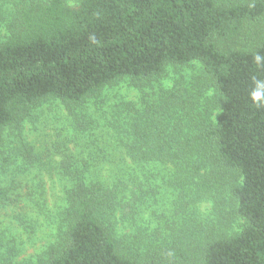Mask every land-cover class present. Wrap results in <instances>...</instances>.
<instances>
[{"label":"trees","instance_id":"1","mask_svg":"<svg viewBox=\"0 0 264 264\" xmlns=\"http://www.w3.org/2000/svg\"><path fill=\"white\" fill-rule=\"evenodd\" d=\"M6 33L0 40L1 163L12 144L6 133L21 134L40 102L57 100L72 111L121 80L140 89L152 84L167 67L199 64L218 110L215 118L208 109L203 114L198 105L205 104L177 84L161 96L158 112L137 113L127 134L122 127L105 130L100 137L113 140L105 147L89 130L77 132L87 138L78 152L88 158L66 156L53 167L63 189V231L38 264H264V105L249 95L253 78L264 79V67L254 62L256 54L264 57V0H79L76 7L28 0ZM170 173L175 189L190 184L192 198L214 199L219 209L227 195L242 221L239 231H199L193 247L192 229L174 224L161 252L126 245L114 221L141 215L153 179L165 182ZM14 176L9 186H16ZM7 201L0 188V204ZM7 241H0L4 258Z\"/></svg>","mask_w":264,"mask_h":264},{"label":"rangeland","instance_id":"2","mask_svg":"<svg viewBox=\"0 0 264 264\" xmlns=\"http://www.w3.org/2000/svg\"><path fill=\"white\" fill-rule=\"evenodd\" d=\"M25 1L28 0H0L1 41L8 34L6 29L16 22L17 12ZM231 1L240 3L246 0ZM65 2L70 7H76L79 0ZM177 84L197 95L198 101L205 104L206 107L198 105L203 114H207L208 109L212 118L218 115L214 93L197 63L180 68L167 67L158 81L143 85L141 89L133 87L128 80H121L72 111L53 99L32 107L22 133L16 131L14 138L7 136V133L5 135L6 143L12 141V144L7 146L9 149L6 148L4 152L6 158L0 162V188L5 190L8 198L6 203L0 204V241L8 238L4 249L7 256H0V261L38 264L39 259L45 257L44 252L60 242L63 228L58 208L62 204L63 189L53 167L66 156L78 162L88 158L85 153L78 152L87 143V138L77 132L89 130L91 136L98 139V144L105 147V142H113L109 137H100L105 130L116 133L122 127L127 134L130 122L133 124V117L137 113L143 115L147 110L158 112L165 102L161 96ZM119 111L122 114H118ZM30 147L34 151L25 152ZM205 170L209 171L208 168ZM16 174L18 176L15 177ZM174 174L170 173L165 182L158 176L153 179L155 190L144 202L141 215L133 219V215L128 214L126 218L120 216L114 221L116 224L113 229L126 245L161 252L169 245L168 230L174 224L187 231L192 229L189 241L193 247L197 246L199 231L209 235L239 231L242 221L234 215L227 195L222 196L226 207L219 209L214 199L192 198L190 184L175 189L170 181L174 180ZM13 176L15 187L12 184L9 186ZM183 192L186 195H181ZM185 198L192 203L185 206ZM9 229L15 230V233L10 235L7 232ZM194 229L196 232H193Z\"/></svg>","mask_w":264,"mask_h":264},{"label":"clouds","instance_id":"3","mask_svg":"<svg viewBox=\"0 0 264 264\" xmlns=\"http://www.w3.org/2000/svg\"><path fill=\"white\" fill-rule=\"evenodd\" d=\"M254 62L258 66L264 67V57H262L260 54L255 55ZM253 84L255 87L249 93L251 100L253 103L257 104V106L264 105V79H258L254 77Z\"/></svg>","mask_w":264,"mask_h":264}]
</instances>
